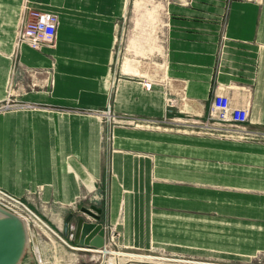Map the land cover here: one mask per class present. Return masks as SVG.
Instances as JSON below:
<instances>
[{
    "label": "crops",
    "instance_id": "obj_1",
    "mask_svg": "<svg viewBox=\"0 0 264 264\" xmlns=\"http://www.w3.org/2000/svg\"><path fill=\"white\" fill-rule=\"evenodd\" d=\"M25 1L58 15V38L55 48L41 52L23 46L16 61ZM159 5L143 6L133 22V44L139 49L145 42L148 50L158 11L164 13L163 75L153 78L131 65L118 71L114 64L116 49L131 33V0H0V105L14 92L18 102L32 106L0 114V188L75 246V237L64 234L68 217L95 207L107 229L106 244L115 229L111 250L164 253L202 264H260L264 0H160ZM17 66L27 72L16 73ZM115 74L119 82L113 89ZM144 81L154 83L151 90ZM215 94L249 107L246 127L256 138L174 126L181 118L204 119ZM110 104L118 115L163 123L116 127L105 152L102 123L93 112ZM50 252L45 247L32 257L36 264L37 259L62 264ZM122 264L150 263L124 259Z\"/></svg>",
    "mask_w": 264,
    "mask_h": 264
},
{
    "label": "built area",
    "instance_id": "obj_2",
    "mask_svg": "<svg viewBox=\"0 0 264 264\" xmlns=\"http://www.w3.org/2000/svg\"><path fill=\"white\" fill-rule=\"evenodd\" d=\"M58 28L59 17L57 14L42 12L33 9L29 5L28 1H25L22 7L20 24L14 43L15 60H18L19 53L21 52L22 47L25 45L39 52L43 51V49L45 48H55L58 38ZM118 82L119 78H117V75L115 74L114 80L112 81L113 89L117 88ZM143 84L147 90H151L154 85L153 82L148 81H144ZM26 108H32V106L30 107L26 104L18 102L16 99H13V94L9 92L6 101L2 105H0V113ZM93 115H95L100 120L102 125L106 124L107 131L111 128L112 131L111 138H109L110 141H113L114 139V129L116 127L141 128L143 126H148L157 128L158 126H161L160 124L163 123L159 122L158 120L118 115L112 110L111 104L105 110L93 112ZM249 115V107L233 106L231 99L228 96L222 94H215L212 98L208 114L204 119H196L190 117L181 118L175 120L174 126H176L180 130L195 132L203 135H215L223 138L254 139L256 138V136L254 135V133L250 132L246 127L249 120ZM0 206L5 208L6 210H9L10 212H13L14 214L21 216L29 223L27 217L24 214L25 211H28L44 227H46L48 231L52 232L54 236H56L63 243L68 245V242H66L60 234L52 230L42 218H40L36 213H34V211H32V209L27 205V203H25L19 198L12 196L2 188H0ZM110 231H112L110 236V242L106 244V247L103 250L98 252L102 257V264H109L110 260H112L113 257L121 258V256H113L111 254L104 253L105 251H107V249L111 250V246L117 244V236L115 229L111 228ZM70 247L78 249L77 247H73L71 245ZM143 254V256L122 258L126 259V261L128 262H140L150 264H166V262L171 264H174V262L178 264H202L194 261L176 260L168 258L159 259L156 255H150L145 253ZM158 260H164V262H158ZM39 261L37 259V264H39ZM260 264H264V261L261 260Z\"/></svg>",
    "mask_w": 264,
    "mask_h": 264
},
{
    "label": "rangeland",
    "instance_id": "obj_3",
    "mask_svg": "<svg viewBox=\"0 0 264 264\" xmlns=\"http://www.w3.org/2000/svg\"><path fill=\"white\" fill-rule=\"evenodd\" d=\"M146 1L147 0H131L130 16H129V20H130L129 29L131 33L129 34V36L127 34L129 40L125 41V43H122L120 45V48L116 49L114 64L117 67L118 71H123L126 65H131L132 68L140 69L143 75L151 76L153 78H160L163 75V66H164V58H163L164 49L163 48H164L165 30H164V17H163L164 13L163 12H160V10L158 11V24H157V27H154V31H153L154 36L152 35L151 37L152 40L150 41V44H149V46H152V48H148V50H146L145 42L143 44V47L139 49H138V44H135V45L133 44V39L134 37L137 36V34L133 31V25H134L133 22H135V19L137 18L138 14L143 12L142 10L143 6L144 8L146 7L150 9V8H154V5L157 6L160 3V0H152L147 5L145 4ZM159 6H161V4ZM158 8H162V7H158ZM21 69L22 68L20 66H17L16 73H20V72L26 73L27 72V70L25 71ZM51 85H52V80L50 82V86ZM13 96H14L13 99H16L14 92H13ZM9 112H13V111H6L0 114H6ZM103 125H104V129H103ZM103 125H102V130H101L102 142H104L105 148H106L105 152H107L108 150H110L109 148L110 146L112 148L113 141L109 140V138H111L112 130L110 128V130L107 131L106 124H103ZM32 211H34V213H36L40 218H42L41 214H39L37 211L33 209ZM24 214L29 221L28 224H29V228L31 229L32 236L36 239V240L32 239V244H31L32 245L31 251L34 252L36 255H40L39 251L44 250L46 247L47 249L51 251L50 252L51 255L53 254V256H55L54 253H57L56 254V257L58 259L57 262L62 260V264L64 261H67L70 258H72L71 259L72 264H102V258L100 256L95 255L94 253H91V252L89 253L87 251L71 250L65 243H63L56 236L54 238L49 236V235H52V236L54 235L52 232L48 231L47 228L44 227L31 213H29L28 211H25ZM40 243H42V246L44 243L46 244L44 248L40 246ZM68 243L72 245L73 247H77L71 244V242H68ZM54 245L57 248L56 250L54 248ZM112 250L118 251V252L122 251V250H117L115 247ZM58 252H62V254ZM122 252L135 253V252H128V251H122ZM64 253L67 254V257ZM44 254L46 253L44 252ZM137 254H143V253H137ZM145 254L156 255L158 256L159 259L168 258V259H176V260L194 261V260L178 259L175 257L163 255L164 253H161V254L158 253V255L153 254V253H145ZM23 262H24L23 264H26L27 260L25 259ZM123 262H124V259L122 257L121 258L113 257L112 260H110L109 264L111 263L112 264L113 263L122 264ZM158 262H164V260H158ZM53 263H56V261L53 260ZM166 264H171V263L166 262ZM174 264H178V263L174 262Z\"/></svg>",
    "mask_w": 264,
    "mask_h": 264
},
{
    "label": "water",
    "instance_id": "obj_4",
    "mask_svg": "<svg viewBox=\"0 0 264 264\" xmlns=\"http://www.w3.org/2000/svg\"><path fill=\"white\" fill-rule=\"evenodd\" d=\"M92 210L82 209V216L78 218L72 213L65 223L64 234L67 236L70 233L75 237L77 248L99 252L106 247L107 229L99 223L101 211L95 207ZM75 220V225L71 228L70 224ZM31 244L28 222L0 206V264H23L25 259L26 264H36L32 257Z\"/></svg>",
    "mask_w": 264,
    "mask_h": 264
},
{
    "label": "bare ground",
    "instance_id": "obj_5",
    "mask_svg": "<svg viewBox=\"0 0 264 264\" xmlns=\"http://www.w3.org/2000/svg\"><path fill=\"white\" fill-rule=\"evenodd\" d=\"M108 251V252H107ZM104 253L107 254H111L113 256H121V257H135V256H143V254H137V253H124V252H118V251H114V250H107ZM112 264V263H111ZM114 264V263H113Z\"/></svg>",
    "mask_w": 264,
    "mask_h": 264
}]
</instances>
